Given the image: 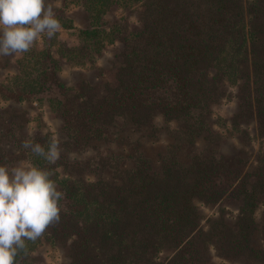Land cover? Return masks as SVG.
Here are the masks:
<instances>
[{
    "label": "trees",
    "instance_id": "trees-1",
    "mask_svg": "<svg viewBox=\"0 0 264 264\" xmlns=\"http://www.w3.org/2000/svg\"><path fill=\"white\" fill-rule=\"evenodd\" d=\"M60 4L61 29L75 28L70 6L83 12L77 45L42 33L40 47L0 56V165L49 169L63 193L59 223L25 241L15 264L40 263L41 247L66 264H264V151L250 144L264 139V0ZM111 47L106 71L97 63ZM64 63L108 77L70 85ZM232 98L233 114L213 119ZM33 103L59 119L57 133L27 130ZM52 138L55 164L22 147ZM228 138L242 144L234 156L221 152ZM200 205L218 206L206 229Z\"/></svg>",
    "mask_w": 264,
    "mask_h": 264
},
{
    "label": "clouds",
    "instance_id": "clouds-1",
    "mask_svg": "<svg viewBox=\"0 0 264 264\" xmlns=\"http://www.w3.org/2000/svg\"><path fill=\"white\" fill-rule=\"evenodd\" d=\"M61 28L46 0H0V56L27 52L42 33L51 39ZM24 149L55 164L61 156L59 142L47 147L31 140ZM52 171L24 161L15 166L0 165V264H15L25 241L38 240L59 223L63 193L51 179Z\"/></svg>",
    "mask_w": 264,
    "mask_h": 264
},
{
    "label": "rangeland",
    "instance_id": "rangeland-1",
    "mask_svg": "<svg viewBox=\"0 0 264 264\" xmlns=\"http://www.w3.org/2000/svg\"><path fill=\"white\" fill-rule=\"evenodd\" d=\"M50 4L52 5V7H57V8L61 6L60 0H55L53 2H50ZM66 13L74 20L75 28L72 30H64L60 28V30L56 34H57V38L60 41L66 43L69 46H74V45H77L78 43V39H77L78 30L81 29L85 25V22L82 19L83 12L78 7L70 6L66 10ZM123 14H124L123 11L118 9L110 13L107 16V18L108 20H112L113 18H119ZM128 15L130 16L129 21L135 24L137 20H136L134 13H130ZM36 43H37V46L39 47L41 46V36L37 39ZM114 49L115 47L108 48L104 57L98 61L97 66H100L107 71V69L110 68V62L112 60L113 54L115 53ZM1 65H0V68H1ZM62 67H63V71L61 72V78L62 80L66 81V83L70 85H75V83L78 80L79 74H84L88 76L89 79H91L92 81L95 80L96 76L99 77V80L104 77L105 78L108 77V72H105L103 76H100V75H97L98 74L97 71H90L84 68L82 69L70 68L69 65H67L66 63H64ZM5 73L6 71L0 70V74L5 75ZM228 89H229V92H231L232 94L235 93V88L231 87ZM235 103H236V100L233 98L230 101L223 100L219 106L213 109V119H216L217 117L229 118L234 112ZM21 107L25 108L26 106L21 105ZM26 108L30 116V119L27 125V130L30 133L37 132V130L40 128L39 124H42L41 128H46V130L47 129L50 130L51 133L58 132L61 126V122L59 121V119L55 118L52 114H50L49 110L44 105L33 103L31 105V108L29 107H26ZM3 123L7 124L8 121L5 120ZM219 124H222V123H219ZM251 131L253 132V129ZM141 142L143 144V147L146 153L152 158H155L154 155L158 149L157 145L152 144V141L146 138H143ZM250 144L254 151H257V149H261L264 151V139H257V140L255 139ZM220 145H221V152L227 156H234L242 148L241 142L233 138H228L224 140ZM69 156L70 158L76 157L74 153L70 154ZM219 207L226 208V210L231 211L233 214L236 213L237 206L229 201H224ZM198 208H199L200 214L202 215L201 227L206 229L207 224H208L207 220L211 218L212 216H214V213L218 210V206L204 207L200 205ZM38 256L41 259L40 263L38 264H57L61 261H64V262L66 261L64 264L67 263V260H62L64 257L61 251L53 252V251H50L49 248H45V247L39 248ZM162 260L163 258L161 259V261Z\"/></svg>",
    "mask_w": 264,
    "mask_h": 264
}]
</instances>
